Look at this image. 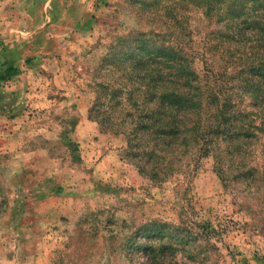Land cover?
I'll use <instances>...</instances> for the list:
<instances>
[{
  "label": "rangeland",
  "instance_id": "374dc122",
  "mask_svg": "<svg viewBox=\"0 0 264 264\" xmlns=\"http://www.w3.org/2000/svg\"><path fill=\"white\" fill-rule=\"evenodd\" d=\"M38 1L0 6V23L28 18L23 32L2 24L0 34V62L23 71L5 84L0 111V264H146L131 244L154 221L200 240L201 257L180 253L179 264H264V106L241 76L246 53L264 55V38L228 41L232 25L186 0ZM132 36L179 45L201 88L231 96L224 119L248 133L183 146L162 182L140 173L116 134L118 113L107 124L90 115L98 86L122 80L105 61Z\"/></svg>",
  "mask_w": 264,
  "mask_h": 264
},
{
  "label": "trees",
  "instance_id": "16d2710c",
  "mask_svg": "<svg viewBox=\"0 0 264 264\" xmlns=\"http://www.w3.org/2000/svg\"><path fill=\"white\" fill-rule=\"evenodd\" d=\"M160 1L167 0H155V4ZM186 1L205 9L208 18H218V24L228 25V28L232 25L234 30L226 36L228 41L248 35L264 38V0ZM141 4L150 5L145 1ZM120 43L121 47L107 58L104 66L110 72H120L122 80L98 86L100 96L90 115L92 119L97 115V122L102 119V123L107 124L108 118L112 121L111 115L118 113L121 130L116 134L127 136V158L144 176L162 182L175 174L174 154L187 144H210L207 140L210 133L225 144H234L237 133L240 134L236 138L248 133L249 130L238 132L237 126L224 119L231 96L228 102V98H224L226 94L211 95L207 88H201L203 83L197 71L190 64H184L179 45L153 44L138 36L122 39ZM246 54V68L241 70L245 83L243 92L259 103L257 106H264V55ZM22 72L14 62H0V111L9 100L2 88ZM208 110L214 111L209 126L206 125ZM260 131L264 137V123ZM196 237L185 226L154 221L139 230L131 245H135L136 253L144 255L146 264H179L180 253L194 260L201 257L200 240ZM203 241L208 247H214L210 240Z\"/></svg>",
  "mask_w": 264,
  "mask_h": 264
},
{
  "label": "crops",
  "instance_id": "0c3cea01",
  "mask_svg": "<svg viewBox=\"0 0 264 264\" xmlns=\"http://www.w3.org/2000/svg\"><path fill=\"white\" fill-rule=\"evenodd\" d=\"M15 2V1H17V0H0V6H5V5H7V4H10V2ZM23 1V0H22ZM64 1V0H63ZM67 1V0H66ZM39 1L38 0H31V3H32V5H35V4H39L38 3ZM37 14L38 15H35V17L34 18H32L33 20L32 21H29V22H38L39 23V20H40V14H39V12H37ZM73 19H74V17H73ZM16 20L17 19H15V18H13L12 16H10V15H8V16H5V18H3V22L2 23H0V34H2V24H4V25H6V26H8V30H9V33L10 34H12V33H18V32H23L24 30H22V29H20V28H23V27H25L26 28V25H27V23H28V18H27V16H26V14L24 13H22V16H21V20L19 21V26L18 27H16ZM20 30H22V31H20ZM2 91L4 92V88H2ZM5 93V92H4Z\"/></svg>",
  "mask_w": 264,
  "mask_h": 264
}]
</instances>
